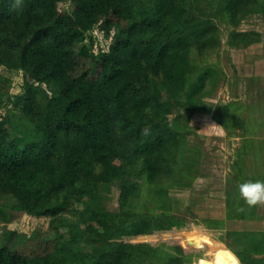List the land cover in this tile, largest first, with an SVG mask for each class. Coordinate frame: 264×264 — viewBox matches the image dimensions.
<instances>
[{"label": "trees", "instance_id": "trees-1", "mask_svg": "<svg viewBox=\"0 0 264 264\" xmlns=\"http://www.w3.org/2000/svg\"><path fill=\"white\" fill-rule=\"evenodd\" d=\"M253 11L264 15V0H0V196L17 202L0 201V218L26 215L0 235V264L152 263L166 230L126 209L135 178L171 170L179 134L169 115L188 118L205 97L209 71L190 80L189 51L210 44L222 13L238 22ZM233 35L242 45L258 37ZM11 73L14 94L1 91ZM113 181L121 214L101 203L100 184ZM236 189L226 201L252 217ZM180 237L181 259L168 264L203 243Z\"/></svg>", "mask_w": 264, "mask_h": 264}, {"label": "rangeland", "instance_id": "rangeland-1", "mask_svg": "<svg viewBox=\"0 0 264 264\" xmlns=\"http://www.w3.org/2000/svg\"><path fill=\"white\" fill-rule=\"evenodd\" d=\"M215 23L210 44L201 51H189L190 80L194 81L204 70L209 71L201 106L188 118L174 112L167 121L179 134L172 168L169 172L164 169L152 179L135 178L138 188L126 205L131 214L146 212L156 225L166 230L153 238L159 248L152 263L147 264H168L175 256L181 259L173 247L182 244L180 236L184 241L190 237L203 243L189 251L191 254L179 264H243L238 252H248L254 258L264 256V239L258 234L264 229V205L242 221L239 202L226 201L227 187H237L236 193L238 186L247 180L254 181L257 177L264 180V156L258 159L253 151L256 149L253 142L264 136L261 133L264 132V15L253 11L235 22L229 14L222 13ZM248 32L257 33L258 37L247 45L238 44L233 34ZM19 73L14 75L20 77ZM14 75L11 73L13 78L3 85L2 92H18ZM150 77L161 81L158 74L150 73ZM213 124L219 126L215 131L205 129ZM16 136L23 137L20 133ZM99 188L102 205L123 213L119 182L100 184ZM239 197L235 195L234 200ZM0 201L8 206L17 205L9 193H3ZM228 205L232 211L227 212ZM1 216L0 235L26 215L14 209L10 218L5 213ZM126 220V217L118 219L117 231ZM83 248L87 249L84 244Z\"/></svg>", "mask_w": 264, "mask_h": 264}, {"label": "clouds", "instance_id": "clouds-1", "mask_svg": "<svg viewBox=\"0 0 264 264\" xmlns=\"http://www.w3.org/2000/svg\"><path fill=\"white\" fill-rule=\"evenodd\" d=\"M218 125H210L205 129L215 131ZM239 195L244 203L249 207L264 205V181L262 180H247L239 186Z\"/></svg>", "mask_w": 264, "mask_h": 264}, {"label": "crops", "instance_id": "crops-1", "mask_svg": "<svg viewBox=\"0 0 264 264\" xmlns=\"http://www.w3.org/2000/svg\"><path fill=\"white\" fill-rule=\"evenodd\" d=\"M262 138H264V136H262ZM258 139L256 142H253V146L255 145V150H253V151H255V153H257L258 154V159L259 158H261L262 156H264V139ZM262 180H263V178H262ZM264 181V180H263ZM259 206V205H258ZM258 206H256V208H255V210H258L257 209V207ZM245 207L246 208H249L246 204H245ZM241 219H243L242 221H246L245 219H246V217H244V218H241ZM252 223H254L256 220H250ZM249 221V222H250ZM264 230V229H263Z\"/></svg>", "mask_w": 264, "mask_h": 264}]
</instances>
